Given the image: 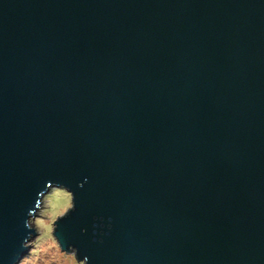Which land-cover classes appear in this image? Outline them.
I'll use <instances>...</instances> for the list:
<instances>
[{
	"label": "water",
	"instance_id": "obj_1",
	"mask_svg": "<svg viewBox=\"0 0 264 264\" xmlns=\"http://www.w3.org/2000/svg\"><path fill=\"white\" fill-rule=\"evenodd\" d=\"M49 182L89 264H264V0H0V264Z\"/></svg>",
	"mask_w": 264,
	"mask_h": 264
},
{
	"label": "clouds",
	"instance_id": "obj_2",
	"mask_svg": "<svg viewBox=\"0 0 264 264\" xmlns=\"http://www.w3.org/2000/svg\"><path fill=\"white\" fill-rule=\"evenodd\" d=\"M74 199L73 192L58 183L49 182L38 193L34 209L29 211L25 220L28 236L22 243V248L27 250L28 254L21 257L18 264H37V261L50 264L51 260L55 259L54 254L50 252L51 245L48 241L50 240L57 250L62 246L53 233H56L59 221L75 211ZM70 249L66 255L72 258V264H89L87 257L78 259V249Z\"/></svg>",
	"mask_w": 264,
	"mask_h": 264
},
{
	"label": "rangeland",
	"instance_id": "obj_3",
	"mask_svg": "<svg viewBox=\"0 0 264 264\" xmlns=\"http://www.w3.org/2000/svg\"><path fill=\"white\" fill-rule=\"evenodd\" d=\"M49 245H51L50 252L54 254L55 259H52L50 264H72V258L63 251L57 250L54 245H52V242L49 240L48 241ZM28 253L26 251L25 255L26 256ZM37 264H42L41 261H37Z\"/></svg>",
	"mask_w": 264,
	"mask_h": 264
}]
</instances>
